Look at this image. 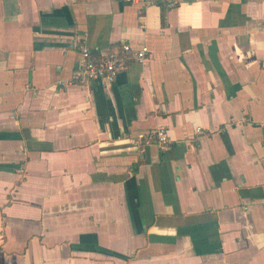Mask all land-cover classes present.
<instances>
[{"label": "crops", "instance_id": "1", "mask_svg": "<svg viewBox=\"0 0 264 264\" xmlns=\"http://www.w3.org/2000/svg\"><path fill=\"white\" fill-rule=\"evenodd\" d=\"M0 264H264V0H0Z\"/></svg>", "mask_w": 264, "mask_h": 264}, {"label": "built area", "instance_id": "2", "mask_svg": "<svg viewBox=\"0 0 264 264\" xmlns=\"http://www.w3.org/2000/svg\"><path fill=\"white\" fill-rule=\"evenodd\" d=\"M127 3L143 5L144 7H165L170 10L177 8L179 0H124ZM82 61L74 72L72 81L76 85L89 84L104 86L114 82L117 75L127 69V63L135 61L144 64L148 60L149 50L142 48L134 50L129 44H123L120 52H107L99 58H94L86 48L81 50ZM152 139L163 150L168 149L169 136L164 128L152 132Z\"/></svg>", "mask_w": 264, "mask_h": 264}]
</instances>
